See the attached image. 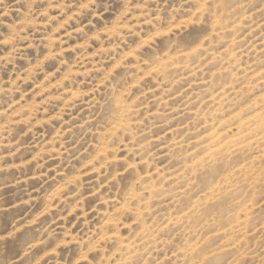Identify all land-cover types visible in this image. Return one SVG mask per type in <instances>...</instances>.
Wrapping results in <instances>:
<instances>
[{
	"label": "rangeland",
	"instance_id": "374dc122",
	"mask_svg": "<svg viewBox=\"0 0 264 264\" xmlns=\"http://www.w3.org/2000/svg\"><path fill=\"white\" fill-rule=\"evenodd\" d=\"M0 264H264V0H0Z\"/></svg>",
	"mask_w": 264,
	"mask_h": 264
}]
</instances>
